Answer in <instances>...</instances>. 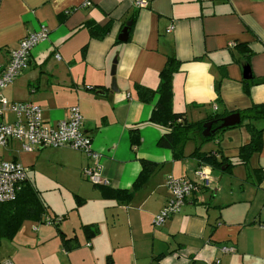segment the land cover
<instances>
[{"label":"crops","instance_id":"obj_1","mask_svg":"<svg viewBox=\"0 0 264 264\" xmlns=\"http://www.w3.org/2000/svg\"><path fill=\"white\" fill-rule=\"evenodd\" d=\"M126 23L127 40L121 41ZM40 25L49 29L47 39L2 95L38 104L50 124L78 106L82 130L101 157L98 162L66 146L27 152L9 141L7 160L26 167L45 210L40 220L25 218L11 238L0 239V261L264 264V129L260 150L244 163L239 148L250 141L244 123L204 142L186 140L184 157L174 159L171 149L157 145L166 127L149 120L158 94L144 101L137 90L157 89L159 72L173 56L180 65L171 108L188 121L264 102V0H0V59ZM94 26L105 29L103 35L92 36ZM113 61L117 90L110 88ZM12 119L4 115L2 121ZM255 124L264 127V121ZM135 126L140 142L134 147L129 129ZM196 146L228 161L221 169L199 164L191 155ZM142 159L155 167L133 188ZM96 162L105 187L82 175ZM200 166L211 176L209 186L198 185L179 213L154 225L169 197L166 175L196 180ZM124 189L128 196L119 192ZM91 224L96 231L87 236L82 226ZM73 236L76 245L66 249L62 237Z\"/></svg>","mask_w":264,"mask_h":264},{"label":"built area","instance_id":"obj_2","mask_svg":"<svg viewBox=\"0 0 264 264\" xmlns=\"http://www.w3.org/2000/svg\"><path fill=\"white\" fill-rule=\"evenodd\" d=\"M89 4V1L84 3ZM136 4L142 6L144 3L137 1ZM48 33L47 26L40 25L37 30L20 39L16 47L8 50L6 59H0V147L7 146L10 140L19 141L20 149L27 152L40 147L66 146L82 151L89 159L99 162L100 154L93 149L90 136L82 130L83 117L78 106L70 107L67 117L58 120L56 124H50L42 118L38 104L31 101H9L2 95V91L27 67L32 49L45 41ZM56 57L60 58L58 54ZM4 110L13 114L10 122L2 121ZM98 162L93 166L84 167L82 175L94 184L106 185L108 181L101 175ZM195 178L196 180H191L172 174L166 175L165 183L169 197L153 218L154 225H161L169 217L179 213L187 197L198 185L207 187L210 184L211 176L203 166L195 170ZM26 179L27 170L21 162L2 159L0 155V203L15 199L22 182ZM60 220L58 217L55 221L58 223ZM220 250L230 252L233 248L221 246ZM0 264L13 263L10 259H4Z\"/></svg>","mask_w":264,"mask_h":264},{"label":"trees","instance_id":"obj_3","mask_svg":"<svg viewBox=\"0 0 264 264\" xmlns=\"http://www.w3.org/2000/svg\"><path fill=\"white\" fill-rule=\"evenodd\" d=\"M90 29L92 36H95L99 33L100 34L98 36H100L105 32V29L100 30V28H96L95 26L90 27ZM179 65L180 61H178L173 56H169L164 67L159 72V85L157 89H151L142 85H137L139 97L144 101H149L154 93L158 94V98L150 114L149 120L153 123L166 127L167 130L161 134L157 141V145L171 149L173 158L179 159L184 157L183 146L186 140L193 138L197 141L204 142L215 138L226 129L233 128L244 123V126L247 128L250 134V141L246 144H243L239 148V162L244 163L250 154L255 151H259L261 148V133L264 127H258L255 122L264 121V102L252 104L250 107L242 110L233 111L240 114V123L234 126L220 128L210 136L204 137L202 135L204 122L215 120L212 125V128H215L220 124V118L230 113H213L201 121H188L183 112L173 111L171 108L172 77L178 70ZM92 87L94 88L97 86ZM129 136L131 145L134 147L137 146L140 142L138 127L135 126L130 128ZM216 154L217 152L215 151H201L199 146H196L191 153V155L197 158L199 164L208 165L214 169H221L228 160L224 156H220L218 158ZM230 165H232V163L228 162L227 166ZM154 167V162L142 159L141 171L132 184L133 188L138 187ZM96 185L105 187V185ZM119 192L125 194L126 196L130 194L129 190L127 189L121 191L119 190ZM44 210L45 205L41 200L38 191H36L34 187L27 182V179L24 180L19 191L17 192L15 199L0 203V239L3 237L11 238L12 235L17 231L22 220L25 218L40 220ZM82 227L87 236L92 235L96 231V226L93 224L83 225ZM62 239L63 246L66 249L76 245L75 236L69 238L62 237Z\"/></svg>","mask_w":264,"mask_h":264},{"label":"water","instance_id":"obj_4","mask_svg":"<svg viewBox=\"0 0 264 264\" xmlns=\"http://www.w3.org/2000/svg\"><path fill=\"white\" fill-rule=\"evenodd\" d=\"M128 26H129V23H126L125 27L122 29L121 33L118 36L119 40H121V41L127 40ZM110 74L112 76L110 88L112 90H117L116 81H115V77H114V74H115V61H113V65L111 66ZM243 77L246 78V79L251 77L248 65L244 66ZM240 120H241L240 114L238 112H233V113H230V114L220 118V124L217 125L215 128H212V125L215 122V120L214 121H211V120L206 121V122L203 123L202 135L204 137L210 136L211 134H213L216 130H218L220 128L234 126V125L240 123Z\"/></svg>","mask_w":264,"mask_h":264},{"label":"rangeland","instance_id":"obj_5","mask_svg":"<svg viewBox=\"0 0 264 264\" xmlns=\"http://www.w3.org/2000/svg\"><path fill=\"white\" fill-rule=\"evenodd\" d=\"M4 115H5V117H6V120L7 119H9L11 116H12V114L8 111V110H4ZM0 155L4 158V159H8V151H7V148H4V147H0ZM239 169H243V168H239ZM238 172H236V174H237ZM86 179V178H85ZM89 181V180H88ZM91 182V181H90ZM51 226L53 227V228H55L54 227V225H52L51 224Z\"/></svg>","mask_w":264,"mask_h":264}]
</instances>
